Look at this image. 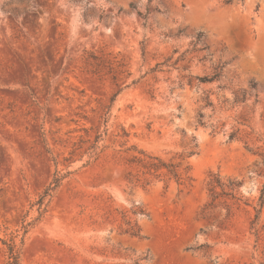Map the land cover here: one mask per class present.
<instances>
[{"label": "rangeland", "instance_id": "1", "mask_svg": "<svg viewBox=\"0 0 264 264\" xmlns=\"http://www.w3.org/2000/svg\"><path fill=\"white\" fill-rule=\"evenodd\" d=\"M83 128L101 157L65 162ZM122 128L128 146L189 165L191 186L128 183ZM212 175L241 182L230 217L204 210ZM263 190L264 0H0V264L13 238L18 264H264Z\"/></svg>", "mask_w": 264, "mask_h": 264}, {"label": "trees", "instance_id": "2", "mask_svg": "<svg viewBox=\"0 0 264 264\" xmlns=\"http://www.w3.org/2000/svg\"><path fill=\"white\" fill-rule=\"evenodd\" d=\"M230 3V1H228ZM133 7V5H132ZM138 15L142 17V13L138 12ZM202 37V34H199L198 40ZM98 60V58H95ZM108 68L110 72L114 69V61H107ZM160 65H157L156 69L159 68ZM130 76V73L128 74ZM221 77V71L217 70L213 75H207L203 77H196V79L201 84L213 83L217 81ZM115 79V77H114ZM137 81H134L132 84H136ZM127 85L126 87H128ZM123 89H119L117 93L110 100V105L106 107V112L103 114L101 119H103L104 126L106 127L109 119L111 117V110L116 102L118 95L122 92ZM207 105H212L210 101L207 102ZM199 117L202 119L203 115L200 114ZM85 118V117H83ZM203 124V123H202ZM83 134L78 136L77 140L74 141L71 145V149L69 152V157H65L64 161L69 163H75L76 158H81L87 156V160L85 161V165L87 166L91 163L96 162L102 155L103 149L100 148L99 143L101 141V134L97 131L95 137L92 138L91 132H93V128H83L81 129ZM121 139H125L121 144V150H118L114 155V159L119 162H124V165L129 169L125 179L130 184L134 185H142L146 187L150 185L153 180H164L171 181L175 180L179 185H189L191 186L192 179L189 176L190 166L187 165L185 168L181 167L180 163L167 162L162 158L147 153L139 149L135 145L128 146L129 133L125 128H122L121 134L118 135ZM234 135L230 136V139H233ZM193 152L190 153L192 155ZM56 165L59 163L56 161ZM134 170L136 171L134 173ZM73 172L70 170L56 171L52 182L49 186L44 190L42 195L39 197L34 206H37L38 213L40 217H42L47 211V200L52 197V194L57 191V189L61 186L62 182L66 177L71 175ZM209 191L211 193V202L208 203L204 210H213L218 208L220 205H224L227 209V215L230 217L233 213V209L240 205L242 199L239 197V189L241 186V182H238L236 179H222L219 175H212L211 180L208 184ZM259 210H257V214L255 218L252 220L251 225L252 229H256L255 225L259 219V215L262 213L264 208V190L262 191V195L260 197ZM246 206H249L248 203H244ZM32 206V207H34ZM237 207V209H238ZM135 215L145 214V211L142 209H138L133 212ZM122 221L123 224L121 229L123 233L130 235L131 237H140L141 236V228L138 223L132 220L126 213H122ZM30 224L25 225L24 235L28 233ZM125 226V228H124ZM264 229V227L262 228ZM255 235L259 236L260 230H255ZM8 249L10 253V264H18V251L16 250L15 238L11 239L8 243Z\"/></svg>", "mask_w": 264, "mask_h": 264}]
</instances>
